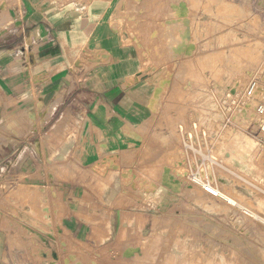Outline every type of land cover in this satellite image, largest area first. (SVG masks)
I'll return each mask as SVG.
<instances>
[{"label":"rangeland","instance_id":"obj_1","mask_svg":"<svg viewBox=\"0 0 264 264\" xmlns=\"http://www.w3.org/2000/svg\"><path fill=\"white\" fill-rule=\"evenodd\" d=\"M60 2L80 16L105 12L108 31L139 56L142 71L135 77L157 87L154 114L131 132L137 146L92 168L111 174L107 191L129 192L152 210L134 212L122 226V242H95L84 228L71 237L63 226L69 210L62 188L30 181L31 143L46 135L41 128L49 119L40 113L36 91L24 92L7 100L11 110L0 121V142L32 139L23 148L31 171L19 174V162L0 165V229L4 212L11 218L4 249L0 237V264H264V114L257 111L264 103V0ZM14 3L22 6V0ZM12 4L0 0V32L15 22ZM89 45L74 52L75 75L108 60L105 49ZM14 56L22 59L21 52ZM253 79L258 90L242 109L241 95ZM68 80L77 90L79 76ZM243 110L256 114L246 121ZM234 135L253 141L244 153L255 165L242 167ZM79 166L75 178L84 171ZM195 177L234 202L211 195ZM119 228L105 227L100 235L115 240Z\"/></svg>","mask_w":264,"mask_h":264},{"label":"crops","instance_id":"obj_2","mask_svg":"<svg viewBox=\"0 0 264 264\" xmlns=\"http://www.w3.org/2000/svg\"><path fill=\"white\" fill-rule=\"evenodd\" d=\"M7 1L13 3L14 16L9 14L15 22L0 32V121L4 118L6 122L4 116L11 110L7 100L21 99L28 91H36L40 113L49 121L41 128L47 127L46 135L33 143L29 135L1 141L0 165L9 167L19 162V174L31 171L25 150L31 143L34 174L30 181L38 187L62 188L69 210L63 226L71 237L78 234L77 228H84L87 239L95 242H122V226L134 219V212L149 211L152 206L140 204L129 192L115 188L107 191L110 185L106 180L111 174L92 168L109 155L105 164L110 165L116 157L112 155L137 146L131 132L137 133L154 114L157 87L150 79L135 77L142 71L139 56L110 28L108 31L105 12L80 16L60 0H22V6L15 0ZM85 44L93 50L105 49L108 60L88 71L80 69L81 74L75 75L72 58ZM17 51L22 59L14 56ZM98 58L96 62L102 60ZM75 76L80 80L78 89L72 90L68 78ZM132 76L134 82L129 81ZM55 115L60 116L54 123ZM63 118L65 121L60 122ZM76 164L84 171H77L75 178ZM80 198L83 201H76ZM10 224V214L4 212L0 229L3 249ZM105 227H120L115 240L100 235Z\"/></svg>","mask_w":264,"mask_h":264},{"label":"bare ground","instance_id":"obj_3","mask_svg":"<svg viewBox=\"0 0 264 264\" xmlns=\"http://www.w3.org/2000/svg\"><path fill=\"white\" fill-rule=\"evenodd\" d=\"M4 24H5V22H4ZM262 61V60H261ZM250 100V103L252 102L251 101V98L249 99ZM243 116H244V119L246 120V121H249L250 119H252V117H254L255 116V114L256 113H250V114H248L247 112H246V110H243ZM257 117V116H256ZM65 119L66 118H63V119H61V121L60 122H63V121H65ZM254 119V118H253ZM233 140L236 142V144H237V152H238V155H240V157H241V165H242V167H245V166H243V165H247V164H250V165H255V163H254V160H255V158H251L252 159V161H250V162H247L246 160H247V156L245 155V153H244V148L246 147L247 149H249L251 146H250V144L253 142L252 140H248V139H246V138H244V136L242 137L241 135H234L233 136ZM223 142V141H222ZM222 142L220 143V144H222ZM224 143V142H223ZM194 144V143H193ZM232 144V143H231ZM249 145V146H248ZM224 146V145H223ZM229 147V146H228ZM197 148H198V146H197ZM226 148V147H225ZM233 148V147H232ZM229 149V148H228ZM231 149V148H230ZM199 155V154H198ZM254 159V160H253ZM256 161V160H255ZM257 163V162H256ZM257 165V164H256ZM146 180H148V182H149V179H146ZM152 180V179H151ZM150 180V181H151ZM194 181H195V183L196 184H199L200 186H203V187H206V186H212V185H209L208 183H206V182H204V181H202L201 179H199V178H195L194 179ZM152 182V181H151ZM153 183H154V181H153ZM213 187V186H212ZM217 192H218V195L217 196H219V197H221V198H223V199H225V200H227V201H230V202H234V201H232V199L229 197V196H227L225 193H223L222 191H220L219 189H217L216 187H213ZM25 190V189H24ZM26 193V192H25ZM28 194V193H27ZM32 194V193H31ZM232 206V205H231ZM159 245V244H158ZM156 246V245H155ZM159 250H162V248L160 249V248H158ZM151 250V249H150ZM149 250V251H150ZM149 251H148V253H149ZM163 251V250H162ZM157 252V251H156ZM161 252V251H160ZM163 252H165V251H163ZM149 254H151V253H149ZM148 254V255H149ZM155 254V253H154ZM153 254V255H154ZM166 254V253H165ZM151 256V255H150ZM146 257V256H145ZM149 258V257H148ZM152 258H154V257H152ZM132 259V258H131ZM137 259V258H136ZM145 259H147V258H145ZM145 259H143V260H145ZM166 259H167V257H166ZM165 259V260H166ZM149 260V259H148ZM135 261V260H134ZM147 261V260H146ZM153 261V260H152ZM167 261V260H166ZM171 261V260H170ZM166 263V262H165ZM169 263V262H168ZM174 263V261H172V264ZM186 264H187V262H185ZM184 263V264H185ZM141 264H142V262H141ZM144 264V263H143ZM149 264H151V263H149ZM162 264V263H161ZM175 264V263H174Z\"/></svg>","mask_w":264,"mask_h":264},{"label":"built area","instance_id":"obj_4","mask_svg":"<svg viewBox=\"0 0 264 264\" xmlns=\"http://www.w3.org/2000/svg\"><path fill=\"white\" fill-rule=\"evenodd\" d=\"M258 81L253 79L251 80L246 89H245V92L241 95L242 96V99L240 100L241 101V105L244 107L242 109H248L247 107L249 106V99L252 98L255 93L257 92L258 90ZM233 93L232 95L236 97V92H234V90H232ZM233 102H234V98H233ZM233 104H238L236 102H234ZM257 111L259 112V114L263 115L264 114V103L263 104H260L258 105L257 107ZM196 178V177H195ZM204 189L210 193L211 195L213 196H217L218 195V192L212 187V186H206L204 187Z\"/></svg>","mask_w":264,"mask_h":264}]
</instances>
